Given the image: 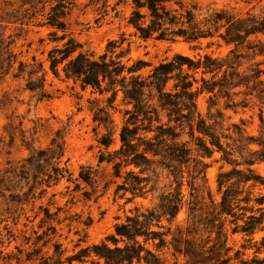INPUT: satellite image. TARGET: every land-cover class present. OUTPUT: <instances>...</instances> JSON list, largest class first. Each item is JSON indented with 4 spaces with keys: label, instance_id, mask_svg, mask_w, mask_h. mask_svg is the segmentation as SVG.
Wrapping results in <instances>:
<instances>
[{
    "label": "trees",
    "instance_id": "obj_1",
    "mask_svg": "<svg viewBox=\"0 0 264 264\" xmlns=\"http://www.w3.org/2000/svg\"><path fill=\"white\" fill-rule=\"evenodd\" d=\"M2 2L0 25H46L51 29L50 40L61 44L47 50L46 67L34 55L29 60L20 59L14 49L15 38L0 29V83L7 77L22 79L24 89L36 93L38 99L48 98L47 74L60 78L62 72L64 79L78 83L81 90L109 93L105 98L109 107H114L121 92V102L130 107L123 109L120 146L100 151L97 160L111 162L114 176L122 177L115 186V196L129 192L127 201L140 197L150 203H134L130 214L99 242L70 254L55 243L53 253L39 255L36 264H160L156 251L164 247L182 255L184 264H228L232 258L239 264H264V254L260 255L264 253V193L252 191L255 184H264V176L253 168L264 162V10L239 13L202 8L197 2L186 4L183 0H131L126 22L140 39L181 40L193 48L207 39V46L222 42L231 46L218 56L177 53L144 73L149 62L129 56V47H123L124 33L108 40L103 51L95 55L66 32L65 16L75 0ZM235 89L242 95L240 107L258 106L257 136L246 132L243 118L239 124L232 123V133H228L221 127L224 114L220 108L210 114L212 120L197 109L200 94H209V112L214 100H231ZM229 105L226 102V107ZM93 120L104 125L111 121L104 107L95 110ZM185 128L195 141L196 153L187 141L179 140ZM99 142L107 148L110 137L103 135ZM214 151L221 153L223 163L232 166L217 174L218 202L209 193L207 201L202 195L203 183L197 182L205 177L208 166L199 157L211 156ZM63 153V142L55 137L49 146L33 149L22 161L7 162L11 165L0 170V194L16 190L22 179L28 183L31 175L37 183L39 173H45L44 166L51 169L48 178L58 181L67 171L59 166ZM191 161L194 164L188 168ZM184 166L190 177L188 198L182 190ZM94 172L89 165L81 166L76 179L91 185ZM184 207V219L175 222ZM226 222L232 232L246 236L242 251H236L234 257L228 254ZM259 231L262 234L255 239ZM246 249H253L251 256L243 257ZM39 252L34 248L36 255Z\"/></svg>",
    "mask_w": 264,
    "mask_h": 264
},
{
    "label": "rangeland",
    "instance_id": "obj_2",
    "mask_svg": "<svg viewBox=\"0 0 264 264\" xmlns=\"http://www.w3.org/2000/svg\"><path fill=\"white\" fill-rule=\"evenodd\" d=\"M183 1L186 4L197 2L202 8H227L239 13L247 10L259 13L264 10V0ZM0 7H3L2 0ZM130 10L131 0H75L65 16L66 32L95 55L103 51L108 40L117 39L124 33L126 39L123 47H129V56L141 57L149 62L143 69L144 73L158 62L173 58L177 53L190 57L203 53L218 56L225 54L231 47L223 42L207 46V39L202 40L195 48L181 40L169 42L140 39L133 34L126 22ZM0 29L13 35L14 49L20 59L29 60L34 55L46 67L47 50L55 44H61L50 40V27L36 22L24 25L1 23ZM23 85L22 79L11 77L0 83V170L9 167V161H22L33 149L49 146L56 137L63 142L64 153L59 166L67 171L54 182L47 175L51 169L44 166L42 172L45 173H39L37 183L31 175L28 183L22 179L16 190H6L0 194V264H36L39 255L49 256L53 253L55 243L60 244L65 254H70L79 247L97 243L112 233L115 223L124 220L125 214H130L129 210L134 203L150 205L148 198L137 197L133 202L127 201L126 197L131 195L129 192L121 197L115 196V186L122 181V177L114 176L111 162L97 160L100 151H113L120 146L119 132L125 121L123 109L130 107L121 102V92L117 95L114 107H109L105 100L109 93L90 92V88L81 90L78 83L64 79L62 72L60 78L54 77L50 72L47 74L46 88L51 94L48 98L38 99L36 93L24 89ZM238 90H233L235 93L231 100L225 97L214 100L215 104L209 112V94H200L196 100L197 109L203 117H210L212 120L210 114L220 108L224 114L221 127L228 133H232V123L239 124V118H243L246 132L257 136L260 133L258 106L240 107L242 95L236 93ZM226 102L230 104L228 107ZM99 107H104L110 115L111 121L106 125L93 120L94 112ZM187 131L188 128H185L179 140L187 141L192 152L196 153L195 141ZM103 135L110 137L107 148L99 142ZM233 136L235 137L234 134ZM220 155V152L214 151L211 156L199 157L208 165L205 177L197 179L198 183H203L202 195L207 201L208 193L214 202L219 201L217 174L232 168L219 159ZM188 164V168H191L194 162ZM85 165L95 170L91 185L76 179L81 166ZM183 168L182 190L185 198H188L187 181L190 177L187 167ZM253 168L264 176V162L254 164ZM77 182L79 185L76 187ZM252 191L254 194L264 193V184H255ZM184 217L185 207L180 210L175 222ZM163 222L167 224L166 220ZM225 229L227 245L230 246L228 254L234 257L236 251H242L241 244L246 236L240 232H232L228 222ZM261 234V231L255 233L254 238L258 239ZM148 246L153 248L150 243ZM34 248L40 249L39 254L34 253ZM156 252L159 254L160 264L185 263L182 255L172 254L166 247ZM244 253L243 257L251 256L253 249H246ZM228 264H239V261L232 258Z\"/></svg>",
    "mask_w": 264,
    "mask_h": 264
}]
</instances>
